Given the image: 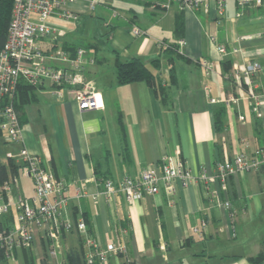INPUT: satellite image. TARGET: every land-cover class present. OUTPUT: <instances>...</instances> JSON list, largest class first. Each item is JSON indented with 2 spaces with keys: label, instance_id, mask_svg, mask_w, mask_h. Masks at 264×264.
<instances>
[{
  "label": "crops",
  "instance_id": "1",
  "mask_svg": "<svg viewBox=\"0 0 264 264\" xmlns=\"http://www.w3.org/2000/svg\"><path fill=\"white\" fill-rule=\"evenodd\" d=\"M89 1L60 10L78 13V19L50 16L47 24L57 41L47 37L43 44L68 50L83 46L95 57L85 74L95 81L103 107L81 110L75 99L56 95L49 85L34 87L27 97L21 91L17 94L27 147L66 183L69 204L62 219L74 223L84 219L87 230L57 224L58 236L52 239L37 229L30 247L16 250L12 258H0V264H64L73 247L87 254L88 239L103 247L109 241L126 243L128 257L136 264H264L251 260L264 251V167L230 175L226 188L211 178L218 160L233 159L239 152L252 155L264 147V100L262 117L246 100L230 106L223 101L234 92L228 75L235 62L260 61L259 78L264 83V0L243 7L227 0L222 16L213 4L206 14L183 10L173 0H95L94 8ZM177 21L182 24L180 35ZM134 26L144 33L135 36ZM180 38L185 40L183 54L166 50ZM217 44L239 52L224 55ZM132 57L149 64L161 60L153 70L164 94L144 80L117 83V59ZM222 106L224 130L219 132L216 114ZM1 133L8 145L0 143V157L6 154L0 164L16 178L8 199L13 201L18 190L31 197L32 177L25 172L24 185L19 177L23 166L10 168L8 154L16 153L21 144ZM167 156L183 160L194 178L187 184L177 179L174 196L161 190L133 204L121 193L110 199L94 196L106 179L119 182L146 168L160 173ZM221 201H230L231 207L225 208ZM15 216L13 212L0 217V222H14ZM203 222L206 228L196 231ZM123 260L110 256L105 264Z\"/></svg>",
  "mask_w": 264,
  "mask_h": 264
},
{
  "label": "built area",
  "instance_id": "2",
  "mask_svg": "<svg viewBox=\"0 0 264 264\" xmlns=\"http://www.w3.org/2000/svg\"><path fill=\"white\" fill-rule=\"evenodd\" d=\"M79 0H14L12 17L10 20L6 41L0 48V129L6 133L10 142L19 143L21 147L16 153H9L12 163L23 166L25 172L34 181L35 193L33 196H25L19 190L13 201H9L8 193L16 184V178L8 177L0 186V217L9 216L15 212L14 222L6 224L0 222V252L3 258L14 257L16 250L28 248L33 244L37 229H42L46 236L56 239L57 230L54 228L60 224L64 229L86 232L87 224L84 219L76 223L62 219V214L69 204V196L66 195V183L43 163L40 155L31 151L24 136V126L17 109V94L19 85L27 83L35 87L49 85L53 92L64 97L68 94L75 99L81 110L97 109L103 107L101 93L95 88V81L88 78L85 69L88 64L95 63L94 56L88 54L83 46H77L72 50L52 44L45 48L43 40L50 37L53 41V30L47 24V20L54 14L66 18L78 19V13L72 11H60ZM183 10L203 11L210 13L212 4L219 16L224 14V6L227 0H173ZM240 7L251 3L261 5L263 0H236ZM95 0L89 1V6L94 8ZM132 32L139 36L144 31L134 26ZM60 30V34H64ZM214 40V36L211 37ZM185 40L180 38L178 46L183 53ZM217 49L222 54H236L238 48L229 51L224 44H217ZM202 64L210 67L207 60ZM262 63L258 60L235 62L228 77L234 86V92L223 101L228 106L239 100H246L252 112L257 117H262V104L264 100V83L259 78ZM216 101V99H212ZM243 119V116H240ZM246 145L247 139L242 140ZM264 167V147L259 148L255 154L245 152L237 153L233 159L229 157L216 162L217 173L211 178L219 179L223 188H226L230 175L250 169ZM161 172L152 168L143 169L137 176L126 174L119 182L106 179L104 188L98 194L105 195L108 199L113 194L121 193L128 203L133 204L145 195H154L161 190L168 196L176 193V180L183 184L193 180V174L189 166L181 159L167 156L162 160ZM204 179L206 174H202ZM82 194H78L81 196ZM225 208H230V201H221ZM206 228L203 222L201 227L195 230L201 232ZM126 232V228H123ZM90 249L86 254L87 262L93 264L100 260L106 263L110 256L127 253V244L124 242H107L103 247L95 239H88ZM55 253V251H53Z\"/></svg>",
  "mask_w": 264,
  "mask_h": 264
},
{
  "label": "trees",
  "instance_id": "3",
  "mask_svg": "<svg viewBox=\"0 0 264 264\" xmlns=\"http://www.w3.org/2000/svg\"><path fill=\"white\" fill-rule=\"evenodd\" d=\"M14 0H0V48L3 47L7 34L8 28L10 24V20L12 17V8H13ZM177 33L180 35V31L182 29V24L177 21ZM167 51L172 52L174 55L183 54L180 52L178 42L174 44H169L166 48ZM161 65L160 59H153L151 64L146 63L140 57H132L127 60L117 59L116 61V78L118 84H127L140 80H144L148 83L149 86L153 87L155 90L159 91L161 94L165 93L164 86L158 81L157 73L153 70V67H159ZM229 67V66H228ZM35 86L21 83L19 85L18 92L21 91L24 96L27 97L30 93V90ZM17 109L19 111L21 121H22V113H21V105L16 102ZM224 115H225V107L222 106L218 109L216 114V127L219 132L224 130ZM1 132V129H0ZM19 165H15L14 163H10V168L13 171L18 169ZM9 171L8 167L5 164H0V182L3 183L8 179ZM119 256L124 257V260L121 264H136L133 260L129 259L128 251L124 254H119ZM0 258L3 259V255L0 252ZM251 260L254 263H259L264 261V251H261L258 255L251 257ZM64 264H89L87 262L86 254L78 248H71L65 258ZM93 264H102L100 260H96Z\"/></svg>",
  "mask_w": 264,
  "mask_h": 264
},
{
  "label": "rangeland",
  "instance_id": "4",
  "mask_svg": "<svg viewBox=\"0 0 264 264\" xmlns=\"http://www.w3.org/2000/svg\"><path fill=\"white\" fill-rule=\"evenodd\" d=\"M56 29H58L57 27H56ZM0 143L2 144L1 146H6V145H8V144H6V142H5V134L4 133H1L0 132ZM2 155V154H1ZM5 156H6V154L3 156L2 155V158L0 157V160H2V159H4V160H6V158H5ZM8 159V158H7ZM19 177H20V180H21V183H23L24 185H25V181L27 180L26 179V175H25V171L23 170V169H20V171H19Z\"/></svg>",
  "mask_w": 264,
  "mask_h": 264
}]
</instances>
